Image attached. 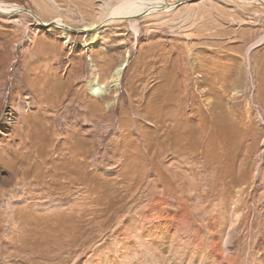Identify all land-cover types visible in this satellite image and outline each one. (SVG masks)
Segmentation results:
<instances>
[{
    "label": "rangeland",
    "instance_id": "obj_1",
    "mask_svg": "<svg viewBox=\"0 0 264 264\" xmlns=\"http://www.w3.org/2000/svg\"><path fill=\"white\" fill-rule=\"evenodd\" d=\"M0 1V264H264L263 3Z\"/></svg>",
    "mask_w": 264,
    "mask_h": 264
},
{
    "label": "bare ground",
    "instance_id": "obj_2",
    "mask_svg": "<svg viewBox=\"0 0 264 264\" xmlns=\"http://www.w3.org/2000/svg\"><path fill=\"white\" fill-rule=\"evenodd\" d=\"M105 1V0H104ZM103 1V2H104ZM122 1L121 5L118 4L114 7H112L109 11V16L113 13V14H122V16H125L127 14H129L130 12H133V11H151L152 13L158 10H165V11H170L171 9H173L175 7V4L172 3V4H167L166 1H163V0H120ZM241 2H244V1H247L246 3H249L250 1H254V2H258L260 1L261 3L264 4V0H240ZM106 3H108L107 1H105ZM104 2V3H105ZM105 3V4H106ZM105 7V6H104ZM103 9V8H102ZM104 10V9H103ZM13 11H17V12H26L30 15H32L30 13V11H26L24 10V8L22 7H19L17 4H7V3H2L0 1V12L2 13H6V14H9V13H13ZM106 13V12H105ZM140 15H144L142 12H140ZM35 20H38L39 19L36 17V16H33ZM135 17H138L137 14H135L134 16H132L130 19L132 18H135ZM44 23V22H43ZM42 24V23H41ZM43 25H46L47 26V23H44ZM55 26H58V27H63L61 25V20L57 19L56 22H55ZM88 27V26H87ZM66 28V27H65ZM85 28V27H84ZM262 39V38H261ZM259 41L261 40H258V41H255L253 42L250 46H249V50L252 49L256 44L259 43ZM94 42H97V39L94 40ZM84 46H90L89 43H85ZM122 65L124 66V62L121 63L119 66H117L113 73H112V76H111V82L113 84V86L117 87L118 85V82H119V79H120V75L122 73ZM104 86H102L101 84L97 83V76H95L91 81H90V84H89V92L94 95V96H101L104 94Z\"/></svg>",
    "mask_w": 264,
    "mask_h": 264
},
{
    "label": "water",
    "instance_id": "obj_3",
    "mask_svg": "<svg viewBox=\"0 0 264 264\" xmlns=\"http://www.w3.org/2000/svg\"><path fill=\"white\" fill-rule=\"evenodd\" d=\"M24 10H26V9H24ZM26 11H28V10H26ZM31 13V12H30ZM54 25L55 24V22L54 23H49V24H47V26H50V25Z\"/></svg>",
    "mask_w": 264,
    "mask_h": 264
}]
</instances>
